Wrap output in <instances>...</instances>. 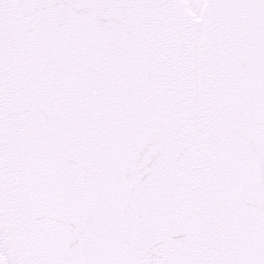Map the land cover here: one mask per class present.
<instances>
[{
    "label": "snow or ice",
    "instance_id": "obj_1",
    "mask_svg": "<svg viewBox=\"0 0 264 264\" xmlns=\"http://www.w3.org/2000/svg\"><path fill=\"white\" fill-rule=\"evenodd\" d=\"M0 264H264V0H0Z\"/></svg>",
    "mask_w": 264,
    "mask_h": 264
}]
</instances>
